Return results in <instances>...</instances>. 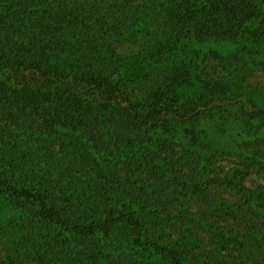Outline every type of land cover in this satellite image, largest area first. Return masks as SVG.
<instances>
[{
    "label": "rangeland",
    "instance_id": "obj_1",
    "mask_svg": "<svg viewBox=\"0 0 264 264\" xmlns=\"http://www.w3.org/2000/svg\"><path fill=\"white\" fill-rule=\"evenodd\" d=\"M54 1L89 9L95 17L106 21L102 23L104 27L111 23L117 28L110 51L114 50L119 64L112 63L101 52L85 50L90 41L102 40L106 29L103 31L101 25V29L94 25L86 29L82 24L74 29L68 27L56 34L63 42L61 45L52 36L45 37L43 47L52 48L53 61L61 67L70 68L78 63L96 69L118 67L127 76V94L146 100L149 90L158 85L168 86L165 80L173 66L190 60V55L172 59L163 49L172 38L173 29L169 17L158 6L162 0ZM7 2L11 0H0V9ZM258 4L264 13V0H258ZM246 35L256 38L253 33ZM105 41L101 45L106 47ZM200 48L207 55L202 54L200 65L196 60L190 62L194 74L226 87L230 98L252 97L264 104L263 53L254 58L253 53L231 43L208 42ZM21 104L19 96L0 94V173L12 178L16 187L39 189L47 186L42 179L46 178L54 186L48 187L50 199L65 203L59 199L60 187L70 197V205L82 209L80 205L87 203L97 214L114 209L113 202L118 199L129 205L141 202L142 206L136 209L145 222L144 228L152 232L156 224L172 241L187 235L184 251L191 254L195 264H264V204L260 205L258 200L264 191L262 123L240 118L227 122V118L215 116L161 128L142 138L105 116L94 124V143L80 145L83 150L79 152L68 151L62 145H71L83 136L65 132L67 127L71 128L70 119H58L64 128L46 136L41 126L35 127L36 122L29 126L25 121L28 115L21 111ZM232 121L234 126L230 125ZM52 154L57 159L55 163L49 159ZM90 154L97 159L98 166H94ZM75 155L82 156L79 166ZM47 171L48 177L44 173ZM61 177L67 178L66 183L58 184ZM225 178L231 183L223 181ZM212 179L223 182L212 183ZM208 181L212 184L208 185ZM198 185L202 186L200 193L193 189ZM152 189L155 198L147 206L143 202L151 197ZM150 210L155 215L149 216ZM36 215L33 202L0 201V264L19 256L28 264L58 263L61 247L49 231L42 235Z\"/></svg>",
    "mask_w": 264,
    "mask_h": 264
},
{
    "label": "trees",
    "instance_id": "obj_2",
    "mask_svg": "<svg viewBox=\"0 0 264 264\" xmlns=\"http://www.w3.org/2000/svg\"><path fill=\"white\" fill-rule=\"evenodd\" d=\"M158 6L169 17L173 29L172 38L164 43V51L172 59L190 55V60H182L168 71L166 88L158 85L149 90L146 100H139L127 94L124 89L127 76L118 67L96 69L78 63L64 68L53 61L52 48L43 47L44 38L50 36L58 45L63 44L56 34L68 27L74 29L82 24L86 29H92L91 25L101 29V25L103 31L106 29L101 35L107 46L101 45L103 42L98 39L87 43L85 50L101 52L104 57H110L112 63L119 64L114 50L110 51L117 36L115 25L108 23L104 27L102 23L106 21L95 17L91 10L74 8L66 2H7L0 9V94L19 96L21 111L28 115L25 121L29 126L36 122L35 127L41 126L40 130L46 136L51 137L59 128H64L58 119L63 116L70 119L71 128L67 127L65 132L83 136L80 141L73 140L71 145L62 142L68 151L80 152L83 150L80 145L94 143V124L105 116L142 138L156 134L161 128L197 123L215 116L227 118V122L240 118L264 125V104L252 97L246 100L241 96L230 98L226 87L210 83L202 74H194L190 67L192 60L198 61L199 65L203 63L202 54H207L200 45L208 42L234 44L242 47L244 52L253 53L254 58L264 55V13L258 0H162ZM247 33L255 34L256 41ZM57 48L64 50V47ZM81 50L85 52L83 48ZM233 121L229 123L231 126H234ZM84 149L87 152L86 147ZM75 156L79 166L82 156ZM90 156L94 166H98L94 155ZM53 157L52 154L49 159L55 163L57 159ZM85 168H89L88 164ZM44 173L48 177L49 171ZM42 179L47 181V186L18 188L12 178L0 173V201L33 202L36 205L39 230L42 235L49 231L52 240L61 247L57 264H195L191 254L184 251L189 239L187 235L172 241L156 224H153L155 230L152 232L144 228L145 222L138 217L140 214L136 209L142 206L141 202L129 205L118 199L113 202L114 209L97 214L87 203L80 205L83 210L70 205V197L60 187L59 199H64L65 203L62 205L58 200L50 199L48 187L54 186H50L46 178ZM66 180L61 177L58 184H64ZM223 181L228 182L229 178ZM223 181L212 179L211 182L221 184ZM193 189L200 193L202 186ZM154 192L152 189L151 197L143 204L150 205L155 198ZM258 200L260 205L264 204V191ZM148 215L155 213L150 210ZM160 239L170 242L162 243ZM18 258L20 256L6 264H28Z\"/></svg>",
    "mask_w": 264,
    "mask_h": 264
}]
</instances>
